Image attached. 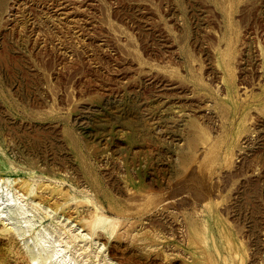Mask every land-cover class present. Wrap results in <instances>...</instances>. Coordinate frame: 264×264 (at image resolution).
I'll return each instance as SVG.
<instances>
[{"label": "rangeland", "instance_id": "rangeland-1", "mask_svg": "<svg viewBox=\"0 0 264 264\" xmlns=\"http://www.w3.org/2000/svg\"><path fill=\"white\" fill-rule=\"evenodd\" d=\"M0 178V264H264V0H0Z\"/></svg>", "mask_w": 264, "mask_h": 264}, {"label": "bare ground", "instance_id": "bare-ground-1", "mask_svg": "<svg viewBox=\"0 0 264 264\" xmlns=\"http://www.w3.org/2000/svg\"><path fill=\"white\" fill-rule=\"evenodd\" d=\"M60 7H62V6H60ZM70 8L71 7H69V9ZM71 10H72V8H71ZM61 13H64V12H61ZM58 15H59V13H58ZM14 189H15V191H12V189L4 188L2 186V184L0 185V190H1V194H0V216H3L2 214L4 212H6V211H4V207L10 206V205L16 206L17 209L19 210V213H21L23 215H25V213L28 212V210L24 207L27 204V202L25 201L26 200L25 194L18 188L17 189L14 188ZM26 219H28V218H26ZM23 221H25V220H23ZM26 221H28V220H26ZM101 221H102V218L97 217L96 220L91 222V224L95 225L97 223H101ZM121 227H123V226H121ZM31 228L32 227L28 225L27 229H25L24 232L29 231ZM58 229L62 232V234L65 235L63 238L60 236L57 238H54L53 235L49 231H46V230H44L43 233L37 234L38 239L36 242V246L38 247L39 254L36 258H34V260H36L35 264H44L47 261H49V264H87V259H90V252L88 251V249L90 248V244H88L86 241H84V243L81 246L77 247L78 244L75 243L73 249L75 250V252H77L76 253L77 256H75L74 254H71V252L69 250H67V248L69 247L70 243H72V242H76L78 240H86L87 235L90 234V232L88 230L83 232L82 230H79L78 228H72V227H69L67 225H61L60 227L58 226ZM122 232L123 231H121V234H122ZM100 248H102V247L97 245L95 250L91 251L92 255L95 258L98 256V250ZM104 255H105V253H104ZM102 264H105V263L102 262Z\"/></svg>", "mask_w": 264, "mask_h": 264}]
</instances>
